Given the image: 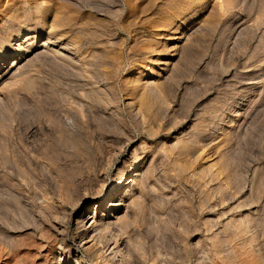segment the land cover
<instances>
[{
    "label": "rangeland",
    "instance_id": "obj_1",
    "mask_svg": "<svg viewBox=\"0 0 264 264\" xmlns=\"http://www.w3.org/2000/svg\"><path fill=\"white\" fill-rule=\"evenodd\" d=\"M0 56V264H264V0H0Z\"/></svg>",
    "mask_w": 264,
    "mask_h": 264
},
{
    "label": "bare ground",
    "instance_id": "obj_2",
    "mask_svg": "<svg viewBox=\"0 0 264 264\" xmlns=\"http://www.w3.org/2000/svg\"><path fill=\"white\" fill-rule=\"evenodd\" d=\"M29 40H30L29 36L25 37V40L22 43L17 44V46H16V47H20L19 53H20L21 57H24L28 53V44H27V42ZM180 40H181V37L177 38V41H180ZM21 57H19V58L16 57L7 67H5V65H3V63H2L4 57L2 58V56H0V81L6 75L9 76V77H12V75H14V73H15L14 69H17V66H19V63H20V61L22 59ZM10 83L11 82L8 81V82L5 83V85L7 84L8 87H9V86H11L13 84V82L11 84ZM18 83H20L19 85H21V86H26L25 85L26 84L25 79H22V80L18 81ZM6 87L7 86H4V88H6ZM128 170L130 171L131 178L130 179L127 178L125 180L120 181L116 186L111 188L105 194L104 198L99 202V204H101L98 207V209H101L99 211L100 215L97 216L95 213H92V214L87 215V217H85L84 221L86 220L87 229H90L89 231L91 232V234H92V232L95 231L96 227L98 228L99 225L102 226L101 224H102L103 221H105V220L108 221L109 219H112V218L116 219V217H114L113 213H109V215H106V213H107L106 210L108 208H110L112 206V204H114V202L118 199L119 196H122V195L126 194L130 190V188H132L135 185V181H136L137 177L139 176L138 161H134L131 164V167ZM125 173H126V171H125ZM124 207H125V205H123L122 202L115 203L114 206H113V209L111 211L112 212L115 211L114 214H116V213H119ZM90 243H91V240H90Z\"/></svg>",
    "mask_w": 264,
    "mask_h": 264
}]
</instances>
